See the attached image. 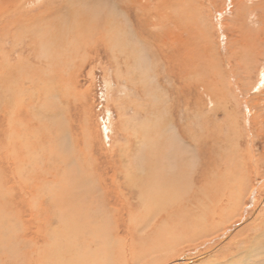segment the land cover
<instances>
[{"label":"rangeland","instance_id":"obj_1","mask_svg":"<svg viewBox=\"0 0 264 264\" xmlns=\"http://www.w3.org/2000/svg\"><path fill=\"white\" fill-rule=\"evenodd\" d=\"M147 1L149 0H144V1L143 0H140V1L139 0H24V1L23 0H0V8H3L2 6H5V5L7 6L4 8H10L11 6L9 4L11 3H12L11 5H13L11 9L12 12L11 11L8 13L5 12V11H8V9H2L0 11V128L2 127V129H0V138H1L0 139V149H1L0 154L2 155L1 161H3V163L0 161V167H4L5 165L7 166V167L5 166V169H6L5 173L8 176V177L3 176V170L0 168L1 169L0 171V189H1L0 193H4L3 191L7 190V187L11 186V184L16 183V185L18 184L17 187L18 186L22 187L24 188V191H26V198H23V201L27 204L30 202L29 204L36 205L37 197L44 196V195L47 196L46 198L49 204L48 211L46 212V215L49 217L48 230H50L51 228L57 229L58 227L64 230V227H67L68 229L69 228L72 229L71 233L77 235V238L79 239L80 237V240L83 241L84 239H82L81 237L83 236L86 237L87 233L85 232V234H83L81 231H79L80 226L81 227L82 226L84 227L85 226L86 227L95 226L94 228L100 227L101 230L95 231V232H97L99 236L103 237V239L107 241V243L103 247V250H105V253L101 251V248H98L96 250L97 246L90 248L97 252V256L99 258L105 259V256L107 255V259H106L107 261L101 260L99 264H125L123 260L125 253L122 249L124 246V243H127L125 244V246L126 245L132 246L134 244L133 245L135 247L134 251L132 248L129 251L127 248L125 249H127L128 253L132 251L130 252L131 254H135L138 259L140 258L141 264H146L144 260L141 259V257L145 253L146 248L142 247L143 240L139 241L141 236L139 237H136V236H138L141 233V231L144 234L153 231L154 236L159 234L160 237H162L161 234H165V232L164 233L160 232V230L162 229V226H159L160 228H157L155 226L153 227L150 226V228L147 227L146 232L144 231V226H143L144 224L142 225V223L143 221H145L147 210L157 208V206L162 203V196L163 195L165 196V194L167 196V195H172L173 193L186 192L191 187L192 178L190 179V177H193L192 175H199L201 173L202 175H204L208 169H211V168H208L206 170L205 167L202 166L204 165V162H205L204 155L205 157L207 156L206 158L208 162L211 163L212 165H214V163H220L221 161L224 160V162H222V164H224V169L222 170L211 169L209 174L213 176L212 174L216 175L223 171L229 174L230 179L234 177L233 178L234 182H236L238 185L243 186L245 190L244 197L239 195L240 196L238 198L239 203L236 205L238 206L236 208L241 209L243 206H245L247 209L249 210L251 209V212H252L251 216L242 220L241 225L249 222L253 218V215L256 216L257 221L255 220L256 225L254 224L248 230L245 228H241L238 233L239 236L234 235V236L227 237V238H233V243H237L239 241V239L235 240V237H240V242L236 244L237 246H235L234 248H231L229 251L223 252V255H226V259H227L233 255V252L236 251L238 258H240V260L250 259L254 257L253 255H256V253L257 255H259L258 252L256 251V248L259 246V244L262 245L264 242V232H263L264 231V224H263L264 223V216H263L264 215V204H263L264 203V188H260L261 189L260 191L258 190L259 189L258 186L263 185L262 180H264V174L257 175L255 173L256 171L254 172L253 171L254 168H251V166L249 168L250 170L249 171L246 168V164L245 166L243 164V163H246L245 159H242V158H249L253 160L254 153L257 156L259 155L262 159L264 156V124H263L264 122L263 114L264 113L262 111L264 110V104H263L264 102H261V101H264V84H262V87L260 88L253 87L255 84H257L256 82L260 81L259 80L260 74L258 70L257 72L254 71L253 72L254 74L251 73V79L247 78V76L245 75L242 69H241L242 71L238 70L239 67H237L236 63L239 61V59L243 60V62L250 61V60L246 57L245 51L247 49V46L245 44H242L239 48L237 46H232V42L238 39L241 34L244 40L247 39V41L250 42V40L252 39L250 38V36L255 37L254 33L259 28L264 27V15H263L264 14V3H263L264 0H192V1L189 0V3L182 5L184 6L183 12H180L177 8L176 11L177 13L179 12L178 13L179 16L176 13L174 14V11L171 8L172 7L171 5L173 2H174L173 7L175 6L177 2L175 0H158V1L154 0L155 2L151 0L149 1V3H146ZM156 2H158L157 3L158 6L156 5ZM140 3L141 4L146 3L145 6L149 7V9H151L150 10L151 12H155L154 10L158 9L157 10L158 13H155L156 15L154 13L150 15V17L153 18L152 20L153 23H156L155 26L152 27V30L158 36L156 40L157 42L155 41V43H151L150 45L147 44V46H149L147 48L149 49L147 48L145 49L146 46L143 45L140 53H142L144 56L143 55L141 56L142 64L140 65L141 66L140 69L141 71L145 69V71H147L148 73L147 77L151 81L152 79L154 80V82H152L150 86L151 88L152 87L154 88V95L155 94L156 95L154 96L155 100L151 102V105L153 108L155 107L156 109L155 111H157V118L159 120L154 116L152 117L150 116L149 118L143 119L142 117L143 114L140 116L142 118L133 120V117H132L133 112L131 111L133 105H130L131 107H128L131 109L127 110L125 108V106H129V103L136 104L133 100L137 101V98H138L137 94H135L134 96L133 94L134 92L131 89L132 82L134 80L132 79V74L130 73V71L128 72V69L134 68L136 64H137L136 68L138 67V62L136 61L138 60L139 54L130 55L128 57L129 61L125 62V64H124L123 57L120 56L119 59L117 58L118 61L116 59V56H117L116 52H118V50L120 49L123 50L124 48L129 49L130 47L135 46L136 36H135L133 29H134V24H136V21H137V19L135 20V14L138 10H140V8L138 7ZM152 3L155 6H153ZM189 4L192 6H188ZM124 5L132 6L130 12H128V10L124 8L125 7ZM247 5L249 6L255 5V8H252V10L254 9L252 13H251V10H248V8L245 9ZM185 7H189V8H186V10L187 9L189 10L191 8L189 11H191L192 13H191V17L190 18L187 17V19L184 18L185 19L184 21L182 16L183 14H185ZM192 8H193V11H192ZM202 8L203 9L208 8V9L207 11L204 12ZM103 12H105L106 14L103 15ZM255 12L258 14H256ZM30 13H35L38 16L40 13H46V15L43 16L44 19L24 21V23H22V26L20 27H18L17 25H12L15 19L20 16L23 18L24 17L27 18L29 16V18L31 19L32 15ZM82 14L86 16H83ZM102 15L104 19H102L103 18ZM105 15L109 16L108 19H105L107 18ZM170 15H172L173 18H171ZM127 16L128 17L130 16V18H128ZM110 17H111V20L109 19ZM112 18H114L113 20L118 22V24L120 22L122 24V25L119 24V27H120L119 34L120 36L123 35L125 38L120 37L121 39H119L118 43L114 40V37L112 36L104 37L105 28H103L104 25H102L101 22H104V24L110 23L112 21ZM178 18H180L181 22L183 21L182 25L186 26L187 28L192 27L196 30H202L203 28L207 27L206 31L210 29V31L213 32L215 38L212 41L213 43L212 45H214L215 51H214V48H212L211 49L212 51H210V53L212 54L214 53L218 59L212 55H207V59H206V56L205 57L202 56L203 60L204 58L206 59L204 61H207L209 66L212 64L210 67L213 69H211L210 67L208 68L209 69L208 75L201 73L200 70H196V66L198 65L199 62L194 60L193 61L194 63L192 62V68H191L192 71L191 69H189L188 72L184 71L182 73L183 75L181 74L182 78L180 80L179 78L178 80H176L179 74L177 75V71H176L177 64L175 65L176 62L174 59L177 58L179 51L178 52L176 51L177 50L176 43L178 41L176 39L174 40V37H173L174 34L172 33H174V30H176V33L178 32V34L181 35L182 39H185V41L188 39L187 32H182L181 30L177 31L176 29L177 26L175 25L176 22H174V20ZM91 19L99 20V21L102 19L101 22L95 24L94 26L95 28L93 29L92 27L89 28L91 29V31L89 32L92 34V36L94 38H97V37L99 38V37H102L103 35L104 38L106 39L109 38L107 40H110L109 42L111 44V45L108 44L107 40L104 44H102V42L100 44L99 42H97L98 52L97 51L96 52L98 54V57H97L98 59L94 58L95 52L93 50L94 46L92 45L93 43L92 38L91 36H89L90 33L87 32L86 30H83L85 26V22L87 21L91 22ZM257 20H259V23ZM248 23H250L251 26ZM125 24H126L127 29L130 28L128 29L129 31L126 30V27L124 28ZM235 26L237 27L235 28ZM239 27H241L242 29L240 30ZM81 28H83L82 31L80 30ZM167 28L169 31L167 30ZM237 28H239L238 29L239 31H237ZM252 29L254 31H252ZM233 30H236L235 33ZM127 32L129 34L131 33L132 36L133 35L134 36L132 37L131 34L129 35ZM69 33H71V35H69ZM94 34L96 35L94 36ZM127 35H129L130 37H132V39L133 38L134 39L132 40ZM124 40L126 43L124 42ZM167 41L170 42V44H168ZM131 42H134V43H131ZM190 44H192L191 41L190 43L188 42L189 46ZM172 46L173 48L169 49ZM227 46L229 47L232 46L231 47L232 51L235 49L234 50L235 53L242 51L238 54L240 55L238 60H235L233 58L229 59L228 57L229 48ZM142 50H145V51L142 52ZM149 50H154V51H150L154 53L151 54ZM257 50L258 49H256V52ZM256 52H254V54ZM60 53H62V56L59 55ZM190 53L192 54V51L186 54L187 57L186 55L184 56L180 54L179 55H180V58L185 60V58H188L189 56H193ZM52 54H54V56H52ZM170 56H173V57L169 58ZM232 62L235 64L233 65ZM229 63L230 65L232 64L233 66L234 75L230 73L229 75L228 73L226 75V71L229 70V66H228ZM133 65L134 67H132ZM167 65L169 67L168 70L170 69V67L173 69L172 73L170 74L167 72V69H166ZM235 66L237 68L236 72L234 69ZM157 67L159 70L157 69ZM242 67H244V65ZM254 67L255 65L254 66L251 65L249 70H251ZM175 71L176 73H174ZM61 73H63L64 75ZM221 73H222V77H221L222 79L220 80L219 78H220ZM194 74L196 75L193 76ZM200 75L202 77H199ZM247 75L249 76L250 73L249 74L247 73ZM262 76L260 79L264 80V75L262 74ZM203 77H206L207 79L205 78L204 80ZM215 77H218L217 79H219L217 80V82L213 79ZM223 77H225L226 79L228 78L229 81L228 79L225 80ZM71 80H72V84H71ZM36 81H38L39 83L37 84ZM76 81H79L80 86L77 87ZM206 81H208L210 84L206 83ZM42 83L45 86H43ZM214 83L218 84V86L216 84L217 87L215 89H214L215 86L212 85ZM155 84L161 85V86H156ZM192 84H193V88L200 84H204L206 88L204 89L201 85L199 89H193V91L191 92ZM76 87H77V90H75ZM157 87L160 90L156 89ZM189 87L191 90L189 89ZM217 88L219 90H217ZM44 89H46V91ZM79 90L81 94L78 92ZM82 91L84 94H82ZM185 91L188 94L183 93ZM165 93L169 96H167ZM145 94L146 93H143V92L141 93L142 101H146L147 99L149 100L153 96V95L144 96ZM37 97H39V99H37ZM53 97H55V99ZM19 99L20 100L22 99L21 100L22 103ZM25 99H27V101ZM217 99H220V100H217ZM260 99L261 101H259ZM39 100L42 103L39 102ZM159 100L162 103L159 102ZM120 102H122L121 104H124V105L121 106ZM146 102L145 104L143 103L144 104L143 106L149 105ZM159 103H161L162 106ZM259 103H260L261 108L259 107ZM61 105L63 107H60ZM237 105L238 106L240 105V106L238 107ZM23 106L25 109H22ZM120 106L122 107V109H120L121 108ZM138 106H139V103L137 102V106H136L137 109H138ZM225 106H226V109H225ZM252 106L254 107L253 110H252L253 108ZM107 107L110 108V111H108ZM233 108L235 109V111ZM27 109L29 110L27 111ZM65 111L67 113L66 115L64 113ZM256 111L258 113L255 114ZM225 112H227V114ZM26 113L28 115H26ZM260 114L262 115L260 116ZM16 116L17 118H15ZM63 116L65 117V120H66V123L64 124H62V121L64 120ZM252 116L253 117L255 116V118H253ZM19 117L25 120L24 121L25 124L29 123L30 127L28 131L30 132L31 137L29 136L28 133L26 136L23 134L24 130L22 126L25 124L24 122H21V120H19L20 119ZM247 118L249 121L247 120ZM259 118H262V119H259ZM49 119L51 120L54 119V120L51 121ZM150 119L152 120V122ZM58 120L59 122H57ZM136 121H139L141 123L139 130L141 129L142 131V128H143L144 130H147L150 133L149 137L147 138L142 133L143 135L142 142H144L143 144L145 143L147 145L149 144L148 147H146L147 146L146 144L138 145L136 143L137 139L135 138V136L134 135L130 136V134H133V123ZM42 122L44 125L42 124ZM180 127L183 128L184 133L187 132L186 139L179 137L178 129ZM258 127H260L261 129ZM59 128L63 129V132ZM25 129L27 130V127H25ZM19 130L21 131V133H19ZM59 130L61 131L60 133L58 132ZM175 131L177 132V134L175 133ZM240 131L242 133L244 132V134H242ZM107 132L110 134L108 135ZM174 133L176 134V136L174 135ZM233 133L234 134L236 133V135H234ZM239 133H241V135ZM253 133L256 135H254ZM172 134H173V137H172ZM37 135H38V138H37ZM242 135L244 137H242ZM50 136L51 138H49ZM172 138H174L178 142L177 143L176 141L173 142L174 139ZM249 138L250 140L248 141ZM181 139L184 140L182 145L180 144ZM211 139H216V140H213L214 142H212ZM65 141L66 143L67 142L68 143L66 144ZM127 142H130V143H127ZM2 143L6 146H4ZM113 144L114 145L116 144V145L112 146ZM199 144L201 145L199 146ZM217 144L221 146H218ZM170 145L172 147H170ZM174 145H175V149L173 147ZM186 145L188 148L191 146L192 147V148L190 147L191 150L187 149ZM233 145L236 146L237 148L234 147ZM150 146H152V148ZM230 146H232V149ZM239 146L242 148H240ZM149 147L153 151L151 149H144V148H149ZM193 147L194 148L196 147V148L194 149ZM4 148L8 150L5 152ZM109 148H110V151H109ZM140 148H143L144 150H141ZM155 148H156L155 151L158 150L157 153L154 151ZM158 148L160 149V151ZM178 148H182L183 150L181 149L182 150L181 151ZM226 148L228 151L225 150ZM161 149L162 150L165 149L167 152L163 153ZM201 149H203V152H205L203 155V158L201 156L203 154ZM221 149L225 151L223 152ZM121 150L122 151L124 150L125 152L124 151L122 152ZM149 150L151 151L149 152ZM245 150L247 151L244 152ZM138 151H144L145 152V154L143 152L144 156L141 155L142 153ZM168 151L173 153L175 159L173 158V155L170 154ZM190 151L192 154L188 153ZM102 152L104 153L102 154ZM127 152L129 156L127 155ZM151 152H152V155L150 154ZM122 153L124 156L122 155ZM167 153L171 155L169 157L171 159L173 158L172 159L173 161H171V159L167 157L168 156ZM155 155L156 156L158 155L157 158ZM183 155L186 157V159ZM88 156L91 158H89ZM120 156H122L123 158ZM140 156L143 157L142 158L143 160L140 158ZM163 156L167 158L165 159ZM112 158H114L113 159L114 161H112ZM119 158H121L120 159L121 161L119 160ZM153 158H155L156 160L155 159L154 160L157 162L155 163H156V172L158 174H157V178L152 177L151 179V177L147 178L148 172L145 171L144 169V163H148L150 160H153ZM159 158L160 160L161 158L162 159L164 158L166 162L170 159L171 162L168 161L169 163L167 162L168 165H166L165 164L166 162L162 160L164 162V163L162 162L163 163L162 165L160 160H158ZM199 159L203 161L201 160L199 161ZM241 160H243V162ZM10 162L12 165L10 164ZM26 162H28L29 165ZM16 163L17 165L19 164L20 165L17 166ZM253 163H256V162L253 160ZM253 163L250 162L251 165ZM169 164H171L172 166L174 165L173 170H171L172 166L171 165L169 166ZM83 166H84V169H82ZM110 167H112L113 169ZM159 167H161V169H159ZM175 167L176 169H174ZM253 167H256V166L253 165ZM182 169L183 170L185 169V170L183 171ZM200 169H202L203 172ZM239 169L242 171H240ZM243 169L245 170V172ZM76 171H78V173ZM101 171L103 172L104 176L108 175L106 176L107 179H111L113 181V184L111 185L112 187L110 191V196L113 197L112 200L114 201H112L111 199L109 200V202H107L108 200H102V191L100 190V187L97 184V178H96V177H99V174H102ZM28 172H31V173H28ZM109 172H110V176H109ZM138 173L139 174L141 173V174L138 175ZM240 173L242 176L239 175ZM234 174L235 175L238 174V175L235 176ZM25 175L29 176V178L28 177L26 178ZM130 176L133 178H131ZM134 177L135 178L137 177V178L135 179ZM170 177H175L176 182L173 185H165L164 183ZM25 179L27 181H25ZM38 179L40 180L38 181ZM251 184H253V187L251 186ZM251 187L254 189H252ZM161 188L164 192L161 191ZM249 188H250V192H248ZM254 193L255 195H253ZM246 194H250L249 195L250 198H248L247 197L248 195L246 196ZM153 198H155V200H152ZM254 198L257 200V202H259V205H261V207L258 210L257 209L255 210L257 202L254 200ZM240 199H243V200H241L240 202ZM250 199H251V202H250ZM5 200H8V199L5 198ZM51 202L52 204H50ZM86 206H89V207H86ZM76 209L78 210V212H76ZM86 210L89 212H87ZM87 216L88 218H86ZM142 217L144 220L142 219ZM259 218H261V220ZM89 220L90 221L92 220L93 222L91 221L90 223L88 222ZM120 220L122 222H120ZM3 222L5 223L7 221L3 220ZM78 222H79V225L81 224L80 226L77 224ZM118 222H120L119 228L125 231H122L120 233L121 237L123 236L122 238L120 237V235H118V239L115 238L114 240L112 229L113 227H115V225ZM123 223L125 224V226ZM129 225L131 228L129 227ZM229 225L230 224L226 225L227 230L231 233H234L233 230L234 228H236V224H232L231 226ZM136 226L138 229L136 228ZM237 226L239 227L240 224ZM109 228H111V231L109 230ZM256 228H260V229H256ZM174 229H175V226H171V232L174 233ZM228 231H227V234H228ZM255 233L256 235H254ZM1 234L2 233L0 232V235ZM227 234L225 232L222 233L223 236ZM181 236L182 237L184 236L183 233L180 235V238ZM253 236L256 237L257 242H253L252 244L248 243V245H246L245 243L247 242V239H252ZM68 237L64 235L63 240L62 238L58 240H62L61 243L67 245L69 241ZM131 239H134L135 241L133 240L134 242H131L132 241ZM112 242H114V245ZM121 243L123 245H121ZM146 243H148V241ZM118 244L119 246H117ZM181 246H179L178 249ZM254 246L256 247L254 248ZM115 247L116 249L118 248H121V249H119L118 251L115 249ZM178 249L176 248V250ZM257 249L261 253L258 257H263L264 250L260 246ZM248 250H251V252H248ZM115 251H118V252L115 253ZM83 253H86V251H83ZM118 253H120L121 256H118ZM114 254H117L115 255V258L113 257ZM182 257H183L182 259H185L187 256L185 257L182 256ZM198 257H200L199 258L200 260H197V258L193 260L189 259L190 262L187 264H203V260L206 257V255L198 256ZM110 259H111V262H110ZM228 260L230 261L231 258ZM228 260L225 262V264L229 262ZM247 262L253 263L251 262V260H248ZM249 263H246V264H249ZM174 264H182V262L174 263Z\"/></svg>","mask_w":264,"mask_h":264},{"label":"bare ground","instance_id":"obj_2","mask_svg":"<svg viewBox=\"0 0 264 264\" xmlns=\"http://www.w3.org/2000/svg\"><path fill=\"white\" fill-rule=\"evenodd\" d=\"M24 1V0H23ZM140 1V0H139ZM144 1V0H143ZM151 1V0H149ZM149 1H147L146 3H149ZM154 1V0H153ZM158 1V0H157ZM177 1L175 6L173 7V4L174 2L172 3V10L174 11V14H178L177 13V8L180 12H183V9H184V6H182L183 4H187L189 3V0H175ZM192 1V0H190ZM20 2V1H19ZM128 2V1H127ZM155 2V1H154ZM135 3V1H134ZM145 3V4H146ZM158 2H156V5H157ZM210 3V2H209ZM215 3V2H214ZM247 3V2H245ZM264 3V2H263ZM12 4V3H11ZM9 4L11 7L10 8H4L6 7L7 5L5 6H2L3 8H0V11L2 9H8V11H5V12H10L13 5ZM138 4V3H137ZM145 4H141L138 6L140 8V10H138L135 14V20L137 19L136 21V24H134V33H135V39H136V42H135V46H132L130 47L129 49H123V50H118V52H116V59L123 57L124 58V64L125 62L129 61V56L130 55H138V60L136 62H138V67L136 68V65L134 67V65L132 67V69H128V72L130 71V73L132 74V79L134 80L132 82V87L131 89L133 90V94L135 96V94H137V101L136 100H133L136 104L134 103H129V106H125V108L128 110V109H131V108H128V107H131L130 105H133L132 106V112H133V120H136V119H139V118H142L143 119H146V118H149L150 116H154L157 118V111H155V107L153 108L152 105H151V102L154 101V88L152 87L151 88V83L154 82V80L152 79V81L147 77L148 76V73L147 71H145V69L143 71H141V64H142V53H140L143 45H145V49L150 45L151 43H155V41L157 40L158 36L155 34V32L152 30V27L155 26L156 23H153V18L150 17V15L152 13H158L157 10H154L155 12H151L149 9V7L145 6ZM163 4V3H162ZM168 4V3H167ZM199 4V3H198ZM202 4V3H201ZM204 4V3H203ZM249 4V3H247ZM261 4V3H260ZM119 5V4H118ZM153 5V3H152ZM195 5V4H194ZM206 5V4H205ZM204 5V6H205ZM212 5V4H211ZM242 5V4H241ZM125 6V5H124ZM155 6V5H153ZM158 6V5H157ZM166 6V5H165ZM188 6H192V5H188ZM207 6V5H206ZM215 7V6H213ZM124 8H126L128 10V12H130L132 6L130 5H126ZM154 8V7H153ZM156 8V7H155ZM169 8V7H168ZM186 8H189V7H185V14H183L182 18H186L187 17H191V11H188L186 10ZM248 10H251V13L254 11V9L252 10V8H255V5H252V6H249L247 5V7L245 9ZM261 8V7H260ZM91 9V8H90ZM208 9V8H207ZM207 9H203L204 12L207 11ZM262 9V8H261ZM213 10V9H212ZM84 11V10H83ZM100 11V10H99ZM104 11V10H103ZM160 11V10H159ZM176 11V12H175ZM192 11H193V8H192ZM244 11V10H243ZM12 12V11H11ZM44 12V11H43ZM95 12V11H94ZM124 12V11H123ZM249 12V11H248ZM247 12V13H248ZM257 12V11H256ZM255 12V13H256ZM87 13V12H86ZM101 13V12H100ZM141 13V14H140ZM171 13V12H170ZM190 13V14H189ZM32 15V18L30 19L29 16L27 18H23V17H17L14 21V23H12V25H17L18 27L22 26V23H24V21H32V20H35V19H44L43 16L46 15V13H40L39 16L36 15L35 13H30ZM81 14V13H80ZM85 14V13H84ZM82 14L83 16H86ZM91 14V13H90ZM102 14V13H101ZM106 14L105 12H103V15ZM168 14V13H167ZM244 14V13H243ZM258 14V13H256ZM92 15V14H91ZM102 15V17H103ZM112 15V14H111ZM141 15V16H140ZM156 15V14H155ZM182 15V14H181ZM208 15V14H207ZM237 15V14H236ZM249 15V14H248ZM255 15V14H254ZM264 15V14H263ZM77 16V15H76ZM95 16V15H94ZM101 16V15H99ZM106 16V15H105ZM168 16V15H166ZM171 18L172 15H170ZM179 16V14H178ZM80 17V16H79ZM107 18L105 19H108V15L106 16ZM113 17V16H112ZM128 17V16H127ZM256 17V16H254ZM86 18V17H85ZM92 18V17H91ZM98 18V17H96ZM126 18V17H125ZM130 18V16L128 17ZM251 18V17H250ZM253 18V17H252ZM104 19V17L102 18ZM101 19V20H102ZM111 20V17L109 18ZM114 18H112V21L110 23H107V24H104V22H101V20H92L91 19V22L90 21H87L85 22V26H84V29L81 28L80 30L82 31L83 30H86L87 32L91 31V28H95V24L96 23H99L101 22L102 25H104L103 28H105V36L104 37H114V40L118 43L119 42V39H121L120 37H124L123 35L120 36V27H119V24H121V22L118 24V22L114 21L113 20ZM210 19V18H209ZM208 19V20H209ZM83 20V19H82ZM85 21V20H84ZM104 21V20H103ZM185 21V19H184ZM252 21V20H251ZM258 23H259V20H257ZM129 22V21H128ZM174 22H176V29L177 31L181 30L182 32H187V40L185 41V39H182L181 35L178 34V32L176 33V30H174V40L176 39L177 43V52L180 54V55H186L188 54L190 51H192V54L193 56H189L188 58H185L182 59L180 58V55L178 54L177 58H175V65L177 64L176 66V71H177V79L179 78V80L182 78L181 77V74L184 72V71H189V69L192 68V62L194 60H196L198 63V65L196 66V70H200L201 73H204L206 75H208V72H209V67L212 65L209 66L208 62L207 61H204L207 59V55H212L214 57L215 54L213 53H210V51H212L211 49L214 48V51H215V47L214 45H212V41L213 39L215 38L213 32L210 31V29H208V31H206V28H203L202 30H196L194 28H187L186 26L182 25L183 24V21L181 22L180 18L174 20ZM187 22V21H186ZM207 22V21H206ZM255 22V20H254ZM45 23V22H44ZM79 23V22H77ZM262 23V22H260ZM129 24V23H128ZM235 24V23H234ZM233 24V25H234ZM250 25V23H248ZM257 24V23H256ZM82 25V24H81ZM122 25V24H121ZM174 25V26H175ZM237 25V23H236ZM258 25V24H257ZM130 26V25H129ZM251 26V25H250ZM249 26V27H250ZM256 26V25H255ZM82 27V26H80ZM119 27V28H117ZM126 27V24L124 26V28ZM149 27V28H148ZM205 27V26H204ZM237 26H235L236 28ZM247 27V26H246ZM240 30L242 29L241 27H239ZM237 28V31H239ZM252 28V27H251ZM74 29V28H73ZM130 29V28H128ZM127 27H126V30H128ZM168 30V28H167ZM251 30V29H249ZM248 30V31H249ZM80 31V32H81ZM129 31V30H128ZM131 31V30H130ZM169 31V30H168ZM201 31V32H200ZM234 33L236 30H233ZM252 31H254L252 29ZM167 32V31H166ZM195 32V33H194ZM232 32V31H231ZM82 33V32H81ZM90 33V32H89ZM128 33V32H127ZM159 33V32H158ZM161 33V32H160ZM221 33V32H220ZM243 33V32H242ZM254 33V32H253ZM97 34V33H96ZM94 34V36L96 35ZM104 34V33H103ZM129 34V33H128ZM131 34V33H130ZM129 34V35H130ZM251 34V33H250ZM255 37L253 36H250V38H252L250 40V42L247 41V39H243L242 37V34L240 35V37L238 39H236L235 41L232 42V46H237L240 48V46L242 44H245L247 46V49H246V57L250 60V61H244L243 60H240L239 59V56L238 55L240 52H237L235 53L234 50L232 51V46L229 47V53H228V57L229 59H235V60H238L239 61L236 63L238 70H243V72L245 73V75L247 76L248 79H251V73H253L254 71L257 72V70L259 71V74H260V78L262 76V74L264 75V27L263 28H259L255 33ZM253 34V35H254ZM69 35H71V33H69ZM129 35H127L128 37H130ZM162 35V34H161ZM160 35V36H161ZM222 35V34H221ZM75 36V35H73ZM77 36V35H76ZM89 36H91L92 38V45L94 46L93 50L95 52V55H94V58L95 59H98V54H97V50H98V46H97V42H99V44L102 42V44H104L106 42L107 39L109 38H104L103 35L102 37H97V38H94L92 36V34L90 33ZM98 36V35H97ZM132 36V34H131ZM134 36V35H133ZM132 36V37H133ZM164 36V35H163ZM162 36V37H163ZM249 36V35H248ZM247 36V37H248ZM132 37H130L132 39ZM185 37V36H184ZM199 37V38H197ZM233 37V36H232ZM76 38V37H75ZM80 38V37H78ZM125 38V37H124ZM172 38V37H170ZM231 38V37H230ZM77 39V38H76ZM130 39V40H131ZM134 39V38H133ZM132 39V40H133ZM164 39V38H163ZM167 39V38H166ZM112 40V41H114ZM151 40V41H150ZM110 40H107V43L110 44L109 42ZM123 41V40H122ZM153 41V42H152ZM163 41V40H162ZM190 41L192 42V44H190V46L188 45V42L190 43ZM125 42V40H124ZM157 42V41H156ZM164 42V41H163ZM168 42V41H167ZM116 43V44H117ZM126 43V42H125ZM131 43H134V42H131ZM250 43V44H249ZM91 44V43H90ZM160 44V43H159ZM167 44V43H166ZM168 44H170V42H168ZM217 44V43H216ZM84 45V44H83ZM111 45V44H110ZM122 45V43H121ZM133 45V44H132ZM109 46V45H108ZM117 46V45H115ZM104 47V46H103ZM110 47V46H109ZM163 47V46H161ZM236 47V48H237ZM81 48V47H79ZM78 48V49H79ZM102 48V47H101ZM168 48V47H167ZM173 48L170 47L169 49ZM234 48V47H233ZM244 48V47H243ZM138 49V50H137ZM149 49V48H147ZM155 49V48H154ZM166 49V48H165ZM256 49L257 52H256ZM83 50V49H82ZM108 50V49H107ZM196 50V51H194ZM97 51V52H96ZM145 50H142V52H144ZM150 51H154V50H149ZM156 51V50H155ZM244 52V51H243ZM254 52H256L254 54ZM73 53V52H72ZM151 54H153L152 52H150ZM163 54V53H162ZM166 54V53H165ZM176 54V53H175ZM237 54V55H235ZM253 54V55H252ZM60 56H62V53L59 54ZM242 55V54H241ZM21 56V55H19ZM52 56H54V54H52ZM144 56V55H143ZM206 56V59L204 58L203 60V57ZM173 56H170L169 58H172ZM187 57V55H186ZM66 58V57H65ZM132 58V57H131ZM163 58V57H162ZM217 58V57H216ZM117 59V61H118ZM218 59V58H217ZM243 59V58H241ZM135 60V59H134ZM153 60V59H152ZM167 60V59H166ZM210 60V59H209ZM215 60V59H214ZM212 60V61H214ZM222 60V59H221ZM245 60V59H244ZM49 61V59H48ZM170 61V60H169ZM172 61V60H171ZM229 61V60H228ZM232 61V60H231ZM234 61V60H233ZM60 62V61H59ZM82 62V61H81ZM135 62V61H134ZM165 62V61H164ZM172 63V62H170ZM194 63V62H193ZM224 63V62H223ZM233 63V62H232ZM244 63V64H243ZM135 64V63H134ZM222 64V63H221ZM235 63H233L234 65ZM130 65V64H129ZM244 65V67H242ZM251 65H255L254 68H252L251 70L250 69V66ZM170 66V65H169ZM226 66V65H225ZM229 70L226 71V75L228 73L230 74H233L234 73V70H233V66L232 64L230 65L229 63ZM159 67V65H158ZM157 67V69H158ZM219 67V66H218ZM262 67V68H260ZM127 68V67H126ZM154 68V67H153ZM168 65H167V72L170 74L172 73V68L170 67V69L168 70ZM211 68V67H210ZM213 69V68H211ZM235 72L237 71V68L235 66ZM260 69V70H259ZM155 70V69H154ZM159 70V69H158ZM224 70V69H222ZM241 70V71H242ZM152 71V70H151ZM156 71V70H155ZM162 71V70H161ZM176 71L174 73H176ZM192 71V69H191ZM195 71V70H193ZM212 71V70H211ZM159 72V71H158ZM165 72V71H164ZM186 72V73H187ZM215 72V70H214ZM220 72V71H218ZM222 72V71H221ZM247 73L250 75L248 76ZM63 74V73H61ZM130 74V75H131ZM150 74V73H149ZM158 74V73H157ZM166 74V73H165ZM189 74V73H188ZM211 74V73H210ZM254 74V73H253ZM64 75V74H63ZM151 75V74H150ZM159 75V74H158ZM168 75V74H167ZM173 75V74H172ZM183 75V74H182ZM190 75V74H189ZM196 74H194L193 76H195ZM212 75V74H211ZM225 75V76H226ZM234 75V74H233ZM244 75V74H243ZM244 75V76H245ZM27 76V75H26ZM62 76V75H61ZM154 76V75H153ZM161 76V75H160ZM176 76V74H175ZM185 76V75H184ZM191 76V77H193ZM224 76V74H223ZM28 77V76H27ZM77 77V76H75ZM170 77V76H169ZM189 77V76H188ZM199 77H202L201 75ZM214 77V75H213ZM219 77V76H218ZM218 77H215L213 78L216 82L217 80H221L222 78V73L220 75V78L217 79ZM243 77V76H242ZM263 77V76H262ZM64 78V77H62ZM61 78V79H62ZM157 78V77H156ZM167 78V77H166ZM176 78V77H175ZM204 80L206 77H203ZM209 78V77H208ZM211 78V77H210ZM225 80H227L225 77H223ZM245 78V77H244ZM260 81L256 82L257 84H255L253 87L254 88H260L262 87V84H264V80L260 79ZM160 79V77H159ZM197 79V77H196ZM207 79V78H206ZM189 80V79H188ZM200 80V79H199ZM210 80V79H209ZM246 80V79H245ZM258 80V79H257ZM33 81V80H32ZM63 81V80H62ZM162 81V80H160ZM172 81V80H171ZM201 81V80H200ZM229 81V79H228ZM37 84L39 83L38 81H36ZM129 82V81H127ZM157 82V81H156ZM159 82V81H158ZM173 82V81H172ZM170 82V83H172ZM181 82V81H180ZM226 82V81H225ZM223 82V83H225ZM241 82V81H240ZM34 83V82H33ZM65 83V82H64ZM77 83V87L80 86V83L79 81H76ZM162 83V82H161ZM160 83V84H161ZM206 83H209L208 81H206ZM228 83V82H227ZM237 83V82H236ZM246 83V82H245ZM47 84V83H46ZM53 84V83H52ZM63 84V83H62ZM71 84H72V80H71ZM127 84V83H126ZM159 84V83H158ZM210 84V83H209ZM217 83H214L212 85H214V89L218 86H216ZM243 84V83H242ZM13 85V84H12ZM43 86H45L43 83H42ZM67 85V84H66ZM156 85V84H155ZM202 85V87L205 89L206 87L204 86V84H200V85H197L193 88V84H192V90L191 92L193 91V89H199V87ZM248 85V84H247ZM41 86V85H39ZM48 86V85H47ZM54 86V85H53ZM127 86V85H126ZM156 86H161V85H156ZM224 86V85H223ZM228 86V85H227ZM30 87V86H29ZM77 87L75 88V90H77ZM155 87V86H154ZM169 87V86H167ZM166 87V88H167ZM174 87V86H173ZM184 87V86H183ZM211 87V86H209ZM222 87V85H221ZM250 87V86H249ZM36 88V87H35ZM38 88V87H37ZM55 88V87H54ZM53 88V89H54ZM69 88V87H68ZM67 88V89H68ZM163 88V87H162ZM181 88V86H180ZM228 88V87H227ZM32 89V88H31ZM56 89V88H55ZM158 89V87L156 88ZM155 89V91H156ZM210 89V88H209ZM222 89V88H220ZM244 89V88H243ZM46 91V89H44ZM66 90V89H65ZM70 90V89H69ZM72 90V89H71ZM82 90V89H81ZM160 90V89H158ZM177 90V89H176ZM217 90H219L217 88ZM247 90V89H246ZM43 91V90H42ZM146 93L144 96H152L149 100L147 99L146 101H142V97H141V93ZM179 91V90H178ZM230 91V90H229ZM3 92V91H2ZM56 92V91H55ZM66 92V91H65ZM75 92V91H74ZM80 93V90L78 91ZM160 92V91H159ZM158 92V93H159ZM222 92V91H220ZM228 92V91H227ZM14 93V92H12ZM17 93V92H16ZM76 93V92H75ZM157 93V94H158ZM183 93H186L183 92ZM229 93V92H228ZM49 94V92H48ZM52 94V93H51ZM68 94V93H67ZM81 94V93H80ZM82 94L83 91H82ZM166 94V93H165ZM176 94V93H175ZM178 94V93H177ZM182 94V93H181ZM188 94V93H186ZM193 94V93H192ZM195 94V92H194ZM193 94V95H194ZM232 94V93H231ZM235 94V93H234ZM233 94V95H234ZM41 95V94H40ZM63 95V93H62ZM167 95V94H166ZM211 95V94H210ZM219 95V94H217ZM216 95V96H217ZM24 96V95H23ZM33 96V95H32ZM67 96V95H66ZM77 96V95H76ZM169 96V95H167ZM171 96V94H170ZM58 97V96H57ZM75 97V96H74ZM184 97V96H183ZM223 97V96H222ZM233 97V96H232ZM263 97V96H262ZM55 99V97H53ZM60 98V97H59ZM73 98V97H72ZM173 98V97H172ZM190 98V97H189ZM220 98V97H219ZM37 99H39V97H37ZM122 99V98H121ZM141 99V100H140ZM160 99V97H159ZM174 99V98H173ZM184 99V98H183ZM199 99V98H197ZM231 99V98H230ZM250 99V98H249ZM257 99V98H256ZM20 100V99H19ZM22 100V99H21ZM20 100V101H21ZM27 101V99H25ZM75 100V99H73ZM120 100V99H119ZM140 100V101H139ZM157 100V99H156ZM178 100V99H177ZM188 100V99H187ZM201 100V99H200ZM217 100H220V99H217ZM225 100V99H224ZM252 100V99H251ZM250 100V101H251ZM19 101V102H20ZM38 101V100H37ZM54 101V100H53ZM189 101V100H188ZM249 101V102H250ZM261 101V99L259 100ZM39 102H41L39 100ZM56 102V100H55ZM58 102V101H57ZM137 102L139 103V106H138V109H137ZM148 103L149 105L148 106H143L144 104ZM159 102H161L159 100ZM173 102V101H172ZM182 102V100H181ZM184 102V100H183ZM218 102V101H217ZM220 102V101H219ZM239 102V101H238ZM261 102H264V101H261ZM5 103V102H4ZM22 103V101H21ZM32 103V102H31ZM42 103V102H41ZM64 103V102H63ZM122 102H120V105H124V104H121ZM144 103V104H143ZM158 103V102H157ZM162 103V102H161ZM159 103L161 106L162 104ZM175 103V102H174ZM251 103V102H250ZM25 104V103H24ZM47 104V103H45ZM126 104V103H125ZM188 104V103H187ZM196 104V103H195ZM202 104V102H201ZM221 104V103H220ZM235 104V103H234ZM238 104V103H237ZM256 104V103H255ZM264 104V103H263ZM7 105V104H6ZM11 105V104H10ZM18 105V104H17ZM16 105V106H17ZM21 105V104H20ZM26 105V104H25ZM44 105V104H43ZM54 105V104H53ZM164 105V104H163ZM247 105V104H246ZM65 106V105H64ZM120 106V107H121ZM187 106V105H186ZM198 106V105H196ZM238 106V105H237ZM240 106V105H239ZM238 106V107H239ZM14 107V106H13ZM18 107V106H17ZM16 107V108H17ZM22 107V106H21ZM45 107V106H44ZM60 107H63L62 105ZM66 107V106H65ZM175 107V106H174ZM236 107V106H235ZM234 107V108H235ZM243 107V106H242ZM253 107V106H252ZM251 107V108H252ZM259 107H260V103H259ZM258 107V108H259ZM46 108V107H45ZM108 108V107H107ZM233 108V109H234ZM237 108V107H236ZM248 108V107H247ZM257 108V107H256ZM261 108V107H260ZM259 108V109H260ZM19 109V108H18ZM22 109H25L24 106ZM54 109V108H53ZM63 109V108H62ZM122 109V107L120 108ZM166 109V107H165ZM195 109V108H194ZM202 109V108H201ZM225 109H226V106H225ZM224 109V111H225ZM254 109V107L252 108V110ZM14 110V109H13ZM29 109H27L28 111ZM60 110V108H59ZM65 110V108H64ZM174 110V109H173ZM228 110V109H227ZM226 110V111H227ZM240 110V109H239ZM249 110V109H248ZM256 110V109H255ZM23 111V110H22ZM26 111V110H25ZM108 111H110V108H108ZM163 111V109H162ZM167 111V110H166ZM165 111V112H166ZM222 111V110H221ZM235 111V109H234ZM259 111V110H258ZM263 113H264V110H262ZM11 112V111H10ZM33 112V111H32ZM48 112V111H47ZM58 112V111H57ZM163 112V113H165ZM245 112V111H244ZM247 112V111H246ZM251 112V111H250ZM60 113V112H59ZM65 115L67 114L66 111L64 112ZM227 114V112H225ZM258 113L257 111L255 112V114ZM15 114V113H14ZM22 114V113H21ZM53 114V113H52ZM143 114L142 117H140L141 115ZM159 114V113H158ZM161 114V113H160ZM175 114V113H174ZM202 114V112H201ZM204 114V113H203ZM216 114V113H215ZM224 114V115H226ZM245 114V113H244ZM249 114V113H248ZM253 114V115H255ZM26 115H28L26 113ZM32 115V114H31ZM165 115V114H164ZM230 115V114H229ZM243 115V114H242ZM262 114H260L261 116ZM264 115V114H263ZM14 116V115H13ZM12 116V118H13ZM30 116V115H29ZM121 116V115H120ZM234 116V115H232ZM23 117V115H22ZM64 117V116H63ZM161 117V116H160ZM168 117V116H167ZM198 117V116H197ZM203 117V116H202ZM253 117V116H252ZM250 117V118H252ZM17 118V116L15 117ZM20 118V117H19ZM109 118V116H108ZM234 118V117H233ZM255 118V116L253 117ZM257 118V117H256ZM7 119V118H6ZM52 119V118H51ZM49 119V120H51ZM158 119V118H157ZM206 119V118H205ZM204 119V120H205ZM231 119V118H230ZM236 119V118H235ZM259 119H262V118H259ZM12 120V119H11ZM16 120V119H15ZM19 120H21V122H24L25 120L22 118H20ZM54 120V119H53ZM51 120V121H53ZM60 120V119H59ZM59 120L57 122H59ZM63 120V119H61ZM68 120V119H67ZM107 120V119H106ZM151 120V119H150ZM159 120V119H158ZM248 120V118H247ZM257 120V119H255ZM254 120V121H255ZM65 121V122H64ZM110 121V120H108ZM107 121V122H108ZM156 121V120H155ZM198 121V120H197ZM215 121V120H214ZM233 121V120H232ZM231 121V122H232ZM249 121V120H248ZM253 121V120H252ZM251 121V122H252ZM11 122V121H9ZM31 122V121H30ZM152 122V120H151ZM165 122V121H164ZM55 123V121H54ZM66 123V120H65V117H64V120L62 121V124ZM243 123V121H242ZM250 123V122H249ZM255 123V122H254ZM25 124V122H24ZM33 124V123H32ZM41 124V123H40ZM43 124V122H42ZM173 124V123H172ZM179 124V123H178ZM238 124V123H237ZM248 124V123H246ZM264 124V122H263ZM262 124V125H263ZM44 125V124H43ZM52 125V124H51ZM144 125V124H143ZM183 125V124H182ZM191 125V124H190ZM189 125V126H190ZM252 125V124H251ZM250 125V126H251ZM2 126V125H1ZM37 126V125H36ZM59 126V125H58ZM108 126V125H106ZM141 126V123L139 121H136L133 123V134H130L131 135H134L135 138L137 139L136 143L139 145V144H143L144 142H142V138H143V135L142 133L147 137H149V132L147 130H144L142 128V131L141 129L139 130ZM241 126V125H240ZM249 126V127H250ZM255 126V125H254ZM260 126V125H259ZM6 127V126H5ZM17 127V126H16ZM23 127V134L26 136L27 133L29 134L30 136V132L28 131L30 125L29 123H26L25 125L22 126ZM25 127H27V130L25 129ZM56 127V126H55ZM167 127V126H165ZM191 127V126H190ZM220 127V126H219ZM245 127V126H244ZM32 128V127H31ZM63 128V127H61ZM59 128V129H61ZM107 128V127H105ZM260 128V127H258ZM2 129V127L0 128ZM36 129V128H35ZM104 129V128H103ZM112 129V128H111ZM160 129V128H159ZM168 129V128H167ZM190 129V128H189ZM261 129V128H260ZM263 129V128H262ZM7 130V129H6ZM62 132H63V129H61ZM67 130V129H66ZM191 130V129H190ZM235 130V129H234ZM238 130V129H237ZM240 130V129H239ZM254 130V129H253ZM26 131V132H25ZM112 131V130H111ZM170 131V130H169ZM233 131V130H232ZM231 131V132H232ZM249 131V130H247ZM252 131V130H250ZM259 131V130H258ZM261 131V130H260ZM6 132V131H5ZM55 132V131H54ZM59 133L61 132L60 130L58 131ZM65 132V131H64ZM105 132V131H104ZM189 132V131H188ZM241 132V131H240ZM19 133H21V131L19 130ZM66 133V132H65ZM64 133V134H65ZM68 133V132H67ZM108 133V132H107ZM175 133L177 134V132L175 131ZM174 133V135L176 136V134ZM178 133H179V137L183 138V139H186V133L183 132V128H179L178 129ZM192 133V132H191ZM242 133V132H241ZM241 133H239L241 135ZM16 134V133H15ZM14 134V135H15ZM50 134V133H49ZM104 134V133H103ZM110 133H108L109 135ZM171 134V133H170ZM193 134V133H192ZM209 134V133H208ZM234 134V133H233ZM238 134V135H239ZM244 134V132L242 133ZM254 134V133H253ZM4 135V134H3ZM34 135V133H33ZM51 135V134H50ZM55 135V134H54ZM66 135V134H65ZM105 135V134H104ZM194 135V134H193ZM197 135V134H195ZM236 135V133L234 134ZM256 135V134H254ZM20 136V134H19ZM17 136V137H19ZM53 136V135H52ZM213 136V135H212ZM211 136V137H212ZM231 136V135H230ZM248 136V135H247ZM250 136V135H249ZM13 137V136H12ZM28 137V136H27ZM31 137V136H30ZM172 137H173V134H172ZM177 137V138H179ZM200 137V136H199ZM214 137V136H213ZM242 137H244L242 135ZM22 138V137H20ZM37 138H38V135H37ZM36 138V139H37ZM51 138V136L49 137ZM53 138V137H52ZM252 138V137H251ZM1 139V138H0ZM135 139V140H136ZM153 139V138H152ZM174 139V138H172ZM181 139L180 140V144L182 145V143L184 142V140ZM218 139V138H217ZM225 139V137H224ZM227 139V138H226ZM238 139V138H237ZM242 139V138H241ZM254 139V138H253ZM11 140V138H10ZM28 140V139H26ZM159 140V139H158ZM203 140V139H202ZM212 142H214L213 140H216V139H211ZM234 140V139H233ZM239 140V139H238ZM250 140V138L248 139V141ZM2 141V140H1ZM51 141V140H50ZM176 140L174 139L173 142H175ZM197 141V140H196ZM208 141V140H207ZM220 141V139H219ZM237 141V140H236ZM240 141V140H239ZM238 141V142H239ZM247 141V142H248ZM5 142V141H4ZM70 142V141H69ZM141 142V143H140ZM171 142V141H170ZM178 141H176L177 143ZM189 142V141H188ZM193 142V141H192ZM200 142V141H199ZM204 142V141H203ZM211 142V141H210ZM211 142V143H212ZM32 143V142H31ZM66 143V141H65ZM68 143V142H67ZM66 143V144H67ZM71 143V142H70ZM127 143H130V142H127ZM132 143V142H131ZM135 143V142H134ZM175 143V144H176ZM191 143V142H190ZM198 143V142H197ZM206 143V142H205ZM233 143V142H232ZM3 144V143H2ZM25 144V143H24ZM43 144V143H42ZM75 144V142H74ZM111 144V143H110ZM117 144V143H116ZM115 144V145H116ZM146 144V143H145ZM143 144V145H145ZM179 144V146H180ZM188 144V143H186ZM250 144V143H248ZM4 145V144H3ZM13 145V144H12ZM32 145V144H31ZM35 145V144H34ZM114 144L112 146H115ZM131 145V144H129ZM147 145V144H146ZM159 145V144H158ZM178 145V144H177ZM195 145V144H194ZM201 144H199L200 146ZM206 145V144H205ZM218 145V144H217ZM238 145V144H237ZM2 146V145H1ZM6 146V145H4ZM21 146V145H20ZM121 146V145H120ZM149 144L146 146L148 147ZM178 146V147H179ZM190 146V145H189ZM193 146V145H192ZM218 146H221V145H218ZM234 146V145H233ZM19 147V146H18ZM22 147V146H21ZM20 147V148H21ZM33 147V146H32ZM38 147V146H37ZM43 147V146H42ZM140 147V146H139ZM144 147V146H143ZM152 148V146H150ZM144 148V149H151V148ZM170 147H172L170 145ZM169 147V148H170ZM174 149H175V145L173 146ZM191 147V146H190ZM190 147L188 148L187 145H186V148L187 149H190ZM198 147V146H197ZM204 147V146H203ZM206 147V146H205ZM208 147V146H207ZM231 149H232V146H230ZM236 147V146H234ZM240 147V146H239ZM249 147V146H248ZM7 148V147H6ZM11 148V146H10ZM111 148V147H110ZM110 148H109V151H110ZM160 148V147H159ZM158 148V149H159ZM164 148V147H163ZM185 148V147H184ZM185 148V149H186ZM192 148V147H191ZM194 148V147H193ZM196 148V147H195ZM194 148V149H195ZM237 148V147H236ZM242 148V147H240ZM5 149V148H4ZM16 149V148H15ZM14 149V150H15ZM26 149V148H24ZM42 149V148H41ZM40 149V150H41ZM107 149V148H106ZM136 149V148H135ZM134 149V150H135ZM141 150H144L143 148H140ZM173 149V148H172ZM171 149V150H172ZM178 149H182V148H178ZM184 149V151H185ZM200 149V148H199ZM207 149V148H206ZM223 149V148H222ZM221 149V150H222ZM230 149V151H231ZM239 149V148H238ZM1 150V149H0ZM8 150V149H7ZM5 149V152L7 151ZM10 150V149H9ZM13 150V148H12ZM139 150V149H137ZM152 150V149H151ZM149 150V152L151 151ZM156 150V148L154 149V151ZM162 150V149H161ZM165 149L162 150V152H167L166 150L164 151ZM170 150V151H171ZM179 150V151H180ZM183 150V149H182ZM181 150V151H182ZM191 150V149H190ZM202 152H203V149H201ZM209 150V149H208ZM220 150V149H219ZM226 151L227 148L225 149ZM224 150V151H225ZM23 151V150H22ZM35 151V150H34ZM54 151V150H53ZM122 151V150H121ZM124 151V150H123ZM122 151V152H123ZM131 151V149H130ZM129 151V152H130ZM147 151V150H145ZM153 151V150H152ZM160 151V149H159ZM180 151V152H181ZM223 151V150H222ZM223 151V152H224ZM247 150H245L244 152H246ZM3 152V151H2ZM75 152V151H74ZM73 152V153H74ZM118 152V151H117ZM125 152V151H124ZM138 152H141L144 156L145 152L144 151H138ZM144 152V154H143ZM156 153L158 152L155 151ZM169 152V151H168ZM177 152V151H176ZM187 152V151H186ZM195 152V151H194ZM200 152V153H202ZM210 152V151H209ZM214 152V151H213ZM242 152V151H241ZM240 152V153H241ZM250 152V151H249ZM17 153V152H16ZM24 153V152H23ZM104 152H102L103 154ZM148 153V152H147ZM170 154L173 155L172 152H169ZM168 154V158H170ZM190 154V152H188ZM187 153V154H188ZM199 153V154H200ZM205 152H203V154L201 155L202 158H203V155H204ZM227 153V152H226ZM232 153V152H230ZM22 154V153H21ZM26 154V153H25ZM110 154V153H109ZM121 154V153H119ZM118 154V155H119ZM125 154V153H124ZM130 154V153H129ZM135 154V153H134ZM149 154V153H148ZM152 155V152L150 153ZM154 154V153H153ZM177 154V153H176ZM175 154V155H176ZM185 154V153H184ZM196 154V153H195ZM212 154V152H211ZM250 154V153H249ZM19 155V154H18ZM29 155V154H28ZM27 155V156H28ZM60 155V154H59ZM123 155V153H122ZM127 155H128V152H127ZM126 155V156H127ZM159 155V154H158ZM157 155V156H158ZM194 155V154H193ZM208 155V154H207ZM227 155V154H226ZM233 155V154H231ZM24 156V154H23ZM26 156V157H27ZM30 156V155H29ZM94 156V155H93ZM98 156V155H97ZM124 156V155H123ZM125 156V157H126ZM129 156V155H128ZM148 156V155H147ZM156 156V155H155ZM154 156V157H155ZM156 156V158H157ZM182 156V155H180ZM184 156V155H183ZM187 156V155H186ZM222 156V155H221ZM224 156V155H223ZM228 156V155H227ZM251 156V155H250ZM249 156V157H250ZM262 156V155H261ZM31 157V156H30ZM62 157V156H61ZM75 157V156H74ZM89 157V156H88ZM96 157V156H95ZM104 157V156H103ZM110 157V156H109ZM108 157V159H109ZM118 157V156H117ZM122 157V156H120ZM162 157V156H160ZM164 157V156H163ZM166 157V158H167ZM185 157V156H184ZM189 157V156H188ZM207 157V156H206ZM205 157L204 155V166L205 169L207 170L208 168H211V169H215V170H222L224 169V164H222L223 161H221L220 163H214V165H212L211 163L208 162L207 158ZM6 158V157H5ZM9 158V157H8ZM11 158V157H10ZM32 158V157H31ZM87 158V156H86ZM91 158V157H89ZM93 158V157H92ZM116 158V157H115ZM123 158V157H122ZM140 158L142 159L143 157L140 156ZM165 158V157H164ZM164 158L160 160V158L158 160H160V162L162 163L164 160ZM165 158V159H166ZM173 158L175 159L174 155H173ZM172 158V159H173ZM198 158V157H197ZM242 158V157H241ZM16 159V158H15ZM24 159V158H23ZM28 159V158H27ZM114 158H112V161ZM117 159V158H116ZM121 158H119L120 160ZM134 159V158H133ZM138 159V158H137ZM150 159V157H149ZM155 158H153V160H150L148 163H144V169L145 171L148 172V177L147 178H150L152 179L153 178H157V172H156V159L154 160ZM171 159V158H170ZM168 160L169 162L173 161L171 159ZM182 159V158H181ZM186 159V157H185ZM242 159H245L246 163H243L244 166L246 164V168L249 170L250 166L251 168H254L253 171L257 174V175H262L264 174V156H263V159L258 155H255L254 153V156H253V160L256 162V163H253V160L252 159H249V158H242ZM2 160V155L0 154V161ZM10 160V159H9ZM8 160V161H9ZM21 160V159H20ZM36 160V159H34ZM101 160V159H100ZM140 160V159H139ZM143 160V159H142ZM177 160V159H176ZM201 159H199L200 161ZM221 160V158H220ZM251 160V161H250ZM26 161V159H25ZM105 161V160H104ZM117 161V160H116ZM121 161V160H120ZM147 161V159H146ZM165 161V160H164ZM167 161V162H168ZM180 161V160H179ZM203 161V160H201ZM243 162V160H241ZM3 163V161H1ZM13 162V161H12ZM17 162V160H16ZM23 162V161H22ZM131 162V161H130ZM144 162V161H143ZM156 162V163H155ZM159 162V161H158ZM159 162V163H160ZM166 162V161H165ZM165 163L166 165H168V163ZM187 162V161H186ZM250 162H252L253 164L251 165ZM28 165L29 163L26 162ZM38 163V162H37ZM97 163V162H96ZM104 163V162H103ZM107 163V162H106ZM112 163V162H111ZM110 163V164H111ZM117 163V162H116ZM128 163V162H127ZM158 163V164H159ZM160 163V164H161ZM164 163V162H163ZM162 163V165H163ZM181 163V162H180ZM199 163V162H198ZM197 163V164H198ZM201 163V162H200ZM203 163V162H202ZM7 164V163H6ZM11 164V162H10ZM118 164V163H117ZM134 164V163H133ZM132 164V165H133ZM172 164V163H171ZM169 164V166L171 165ZM12 165V164H11ZM17 165V163H16ZM20 165V164H19ZM17 165V166H19ZM22 165V164H21ZM24 165V164H23ZM57 165V164H56ZM80 165V164H79ZM84 165V164H83ZM109 165V163H108ZM122 165V164H121ZM130 165V164H129ZM164 165V166H166ZM178 165V164H177ZM181 165V164H179ZM183 165V164H182ZM253 165H255L256 167H253ZM2 166V165H1ZM6 166V165H5ZM5 166L4 167H0L2 170H3V176H7L6 173H5ZM33 166V165H32ZM31 166V167H32ZM117 166V165H116ZM120 166V164H119ZM160 166V165H158ZM163 166V167H164ZM168 166V167H169ZM172 166V165H171ZM174 166V165H173ZM173 166H172V169L170 167L171 170H173ZM184 166V165H183ZM243 166V165H242ZM261 166V167H260ZM7 167V166H6ZM23 167V166H22ZM35 167V166H34ZM113 167V166H112ZM110 167V168H112ZM122 167V166H121ZM125 167V166H124ZM182 167V166H181ZM29 168V167H28ZM81 168V167H80ZM87 168V167H85ZM89 168V167H88ZM100 168V167H99ZM105 168V167H104ZM107 168V167H106ZM116 168V167H115ZM131 168V167H130ZM183 168V167H182ZM0 169V171H1ZM16 169V168H15ZM27 169V168H25ZM31 169V168H30ZM84 169V166L83 168ZM91 169V168H90ZM113 169V168H112ZM142 169V168H141ZM159 169H161V167H159ZM176 169V167L174 168ZM211 169H208L204 175L199 174V175H192L193 177H190V179L192 178V182H191V187L186 191V192H183V193H173L172 195H167L165 194V196L163 195L162 196V203L160 205L157 206V208H153V209H149L147 210L146 212V217H145V221H143V217H142V225L144 226V231L146 232V229L147 227L150 228V226H155L157 228H160L159 226H162V229L160 230L161 233H164L165 234H161L162 237L158 235L154 236L153 235V231L151 232H148V233H143L141 231V233L136 236V237H139L141 236V238L139 239V241H142V247H145L146 250H145V253L144 255L141 257L142 260H144V262L146 264H174V263H180L182 262V264H187L190 262L189 259H196L197 260H200L198 256H205L206 257L204 258L203 260V264H225V262L231 258V260L227 263V264H246V263H249L247 262L248 260H251V262H253L254 264H264V256L263 257H258L261 253L259 252V250L257 249L259 246L264 250V242L262 245L259 244V246L256 248V251L258 252L259 255H253L254 257L250 258V259H246V260H240V258H238V255L235 252H233V255L230 256L229 258L226 259V255H223V252H226V251H229L231 248H234L235 246H237L236 244H238L240 242V237H235V240L239 239V241L237 243H233V238H227V237H230V236H239V231L241 228H245V229H249L250 227H252L254 224H255V220H256V216L253 215V218L247 222V223H244L243 225H241V222L242 220H244L245 218L251 216V209H247L245 206H243L241 209H237L236 206L239 201H238V198L240 197L239 195L243 196L245 195V190L243 188V186L241 185H238L236 182H234L233 178L230 179L229 177V174L228 173H225V172H221V173H218V174H212L213 176H211L209 174L210 170ZM226 169V168H225ZM11 170V169H10ZM29 170V169H28ZM107 170V169H106ZM135 170V169H134ZM183 170V169H182ZM185 170V169H184ZM183 170V171H184ZM202 170V169H200ZM230 170V169H229ZM240 170V169H239ZM244 170V169H243ZM247 170V171H248ZM26 171V170H25ZM43 171V170H42ZM163 171V170H162ZM170 171V170H169ZM176 171V170H175ZM181 171V170H180ZM226 171V170H225ZM242 171V170H240ZM250 171V170H249ZM13 172V171H11ZM18 172V171H17ZM34 172V171H33ZM78 173V171H76ZM99 172V171H98ZM97 172V173H98ZM102 172V171H101ZM137 172V171H136ZM139 172V171H138ZM172 172V171H171ZM203 172V170H202ZM236 172V171H235ZM245 172V170H244ZM243 172V173H244ZM253 172V173H254ZM8 173V172H7ZM19 173V172H18ZM26 173V172H25ZM28 173H31V172H28ZM37 173V172H36ZM80 173V172H79ZM200 173V172H199ZM208 173V174H207ZM230 173V172H229ZM27 174V173H26ZM39 174V173H38ZM52 174V173H51ZM141 174V173H140ZM138 173V175H140ZM190 174V173H189ZM248 174V173H247ZM30 175V174H29ZM64 175V174H63ZM133 175V174H132ZM131 175V176H132ZM136 175V174H135ZM235 175V174H234ZM238 175V174H237ZM235 175V176H237ZM241 175V173L239 174ZM256 175V176H257ZM19 176V175H18ZM26 176V175H25ZM33 176V174H32ZM108 176V175H106ZM103 175V172L102 174H99V177H96L97 178V184L99 185L100 187V190L102 191V200H108L107 202H109V200L111 199L112 200V196H110V191H111V185L113 184V181L111 179H107V177ZM109 176H110V172H109ZM130 176V177H131ZM242 176V175H241ZM8 177V176H7ZM12 177V176H11ZM29 178V176H26V178ZM182 177V176H181ZM187 177V176H186ZM249 177V176H248ZM260 177V176H259ZM3 178V177H2ZM21 178V177H20ZM39 178V177H37ZM46 178V177H45ZM133 178V177H131ZM135 178V177H134ZM137 178V177H136ZM135 178V179H136ZM237 178V177H236ZM253 178V177H252ZM13 179V178H12ZM17 179V177H16ZM22 179V178H21ZM33 179V178H32ZM42 179V178H41ZM40 179H38L39 181ZM138 180V179H137ZM260 180V179H259ZM262 180V179H261ZM2 181V180H1ZM6 181V180H5ZM10 181V180H9ZM15 181V180H14ZM25 181H27L25 179ZM64 181V180H63ZM263 181V185H259V191L261 190L260 188H264V180ZM22 182V181H21ZM176 182V178L175 177H170L166 180V182L164 183L165 185H173L174 183ZM190 182V181H189ZM3 183V182H2ZM12 183V182H11ZM26 183V182H25ZM117 183V182H116ZM235 183V184H234ZM129 184V183H128ZM182 184V183H181ZM180 184V185H181ZM186 184V183H185ZM6 185V184H5ZM18 185V184H17ZM16 183L14 184H11V186L7 187V190L3 191L4 193H0V232L2 233L0 236V264H99L101 262V260H105L107 261V255L105 256V259H102V258H99L97 256V252L95 250H92L90 249L91 247H96V250L98 248H101V251L103 253H105V250H103V247L105 246V244L107 243V241L105 239H103V237L99 236L97 232L95 231H99L101 230V228L97 227V228H94L95 226L93 227H84V226H80L79 225V222L77 223L79 226H80V230L83 234H85V232L87 233V236H83L81 237L82 239H84L83 241L80 240V237L79 239L77 238V235L71 233L72 229H68L67 227H64V230L63 229H60V227H58L57 229H50L48 230V222H49V217L46 215V212L48 211V207H49V204L47 202V196H39L36 198L37 200V204L35 205H32V204H27L23 201V198H26V191H24V188L22 187H17ZM45 186V185H44ZM130 186V185H129ZM127 186V187H129ZM139 186V185H138ZM163 186V185H162ZM251 186L253 187V184H251ZM126 187V188H127ZM251 187V188H252ZM47 188V187H46ZM131 188V187H130ZM140 188V187H139ZM237 190H235V189ZM254 189V188H252ZM1 190V189H0ZM113 190V189H112ZM146 190V189H145ZM161 191L164 192L161 188ZM148 192V191H147ZM248 192H250V188L248 190ZM149 193V192H148ZM171 194V193H170ZM258 194V193H257ZM142 195V194H141ZM140 195V196H141ZM248 195V196H247ZM250 194H246V196L248 198ZM255 195V193L253 194ZM107 196V197H106ZM245 196V198H246ZM259 196V195H258ZM254 197V196H253ZM257 197V195H256ZM5 198H7L8 200H5ZM50 200V199H48ZM152 200H155V198H153ZM241 200L243 199H240V202ZM254 200L257 202V200L254 198ZM84 201V200H83ZM101 201V200H100ZM114 201V200H112ZM250 202H251V199H250ZM255 202V203H256ZM254 203V204H255ZM52 204V202L50 203ZM264 204V203H263ZM86 207H89V206H86ZM261 207V205H259V202H257V205L255 207V210L259 209ZM81 208V207H80ZM252 208V207H251ZM86 209V208H85ZM91 209V208H89ZM88 209V210H89ZM263 209V208H262ZM93 210V209H92ZM254 210V208H253ZM252 210V211H253ZM87 211V210H86ZM94 211V210H93ZM72 212V211H70ZM76 212H78V210L76 209ZM89 212V211H87ZM142 212V211H141ZM259 212V211H257ZM262 212V211H261ZM69 213V212H68ZM132 213V212H131ZM256 213V212H255ZM80 214V213H79ZM141 214V213H140ZM145 214V213H144ZM262 215V214H261ZM79 216V215H78ZM100 216V215H99ZM264 216V215H263ZM80 217V216H79ZM139 217V215H138ZM66 218V217H65ZM88 218V216L86 217ZM103 218V217H102ZM227 218V219H226ZM124 219V218H123ZM261 220V218H259ZM3 220H6L7 222H3ZM71 220V219H70ZM108 220V219H107ZM72 221V220H71ZM92 221V220H91ZM91 221L89 220L88 222L91 223ZM97 221V220H96ZM257 221V220H256ZM74 222V221H73ZM93 222V221H92ZM120 222H122L120 220ZM120 222H118L115 227H113L112 229V234H113V239L115 240L118 239V235H120L121 237V232L122 231H125V230H121L119 228L120 226ZM141 222V221H140ZM89 223V225H90ZM132 223V221H131ZM67 224V223H66ZM88 224V223H87ZM104 224V223H102ZM124 224V223H123ZM128 224V223H127ZM230 224L229 226H231L232 224H236V228H234V233H231L227 230V227L226 225ZM240 226L238 227L237 225ZM264 224V223H263ZM74 225V224H73ZM84 225V224H83ZM138 225V224H137ZM256 225V224H255ZM77 226V227H79ZM125 226V224H124ZM171 226H175V229H174V233L171 232ZM228 226V227H229ZM76 227V228H77ZM130 227V225H129ZM74 228V227H73ZM131 228V227H130ZM137 228V226H136ZM254 228V227H253ZM262 228V227H261ZM78 229V228H77ZM138 229V228H137ZM136 229V230H137ZM153 229V228H152ZM156 229V228H155ZM252 229V228H251ZM256 229H260V228H256ZM63 230V231H62ZM109 230L111 231V228H109ZM140 230V228H139ZM150 230V229H149ZM148 230V231H149ZM5 231V232H4ZM135 231V230H134ZM227 231H228V234H227ZM90 232V233H89ZM226 233L227 235H222V233ZM264 232V231H263ZM62 233V234H60ZM71 233V234H70ZM89 233V235H88ZM95 233V234H94ZM132 233V232H131ZM134 233V232H133ZM155 233V232H154ZM183 233V237L181 236L180 238V235ZM4 234V235H3ZM73 234V236H72ZM110 234V233H109ZM128 234V233H127ZM135 234V233H134ZM59 235V236H58ZM61 235V236H60ZM64 235H66L68 237V243L67 245L66 244H62V240L64 238ZM124 235V234H123ZM129 235V234H128ZM136 235V234H135ZM191 235V236H190ZM256 235V233L254 234ZM125 236V235H124ZM146 236V237H144ZM258 236V235H257ZM49 239H48V238ZM119 237V238H120ZM123 237V236H122ZM121 237V238H122ZM262 237V236H261ZM62 238V240H58ZM263 238V237H262ZM67 239V238H66ZM127 239V238H126ZM130 239V238H129ZM128 239V240H129ZM260 239V238H259ZM53 240V241H52ZM132 241L131 242H134L135 240L134 239H131ZM134 240V241H133ZM148 243H146L147 241ZM65 242V241H64ZM126 242V241H125ZM253 242H257V239L255 236H253L252 239H247V242L245 243L246 245L249 244H252ZM113 245H114V242H112ZM136 243V242H135ZM211 243V244H210ZM15 244V245H14ZM125 244L127 243H124V246H123V251H124V262L125 264H141V260L140 258L138 259L137 256L135 254H131L130 251L128 253V251L132 248L133 251H134V244L132 246H125ZM138 244V243H137ZM182 244V246H181ZM111 245V246H113ZM121 245H123L121 243ZM119 246V244L117 245ZM181 246L179 249L178 247ZM121 247V246H120ZM256 246H254L255 248ZM84 248V249H83ZM118 248V247H117ZM127 248V249H125ZM176 248L178 250H176ZM87 249V250H85ZM114 249V248H113ZM116 249V247H115ZM119 249L121 248H118L116 250L119 251ZM74 250V252H73ZM252 250V249H251ZM251 250H248V252H251ZM83 251H86V253H83ZM118 251H115L118 252ZM232 251V250H231ZM110 252V251H109ZM111 253V252H110ZM243 253V252H242ZM120 253H118V256H121V254L119 255ZM240 254V253H239ZM99 255V254H98ZM111 255V254H110ZM115 255L117 254H114V258H115ZM97 256V257H96ZM182 256H187L185 259H182L183 257ZM241 256V255H240ZM112 257V258H113ZM110 258V257H109ZM117 258V257H116ZM122 258V257H121ZM119 260V259H118ZM122 260V259H121ZM122 260V261H123ZM185 261V262H184ZM110 262H111V259H110ZM253 263H249V264H253Z\"/></svg>","mask_w":264,"mask_h":264}]
</instances>
